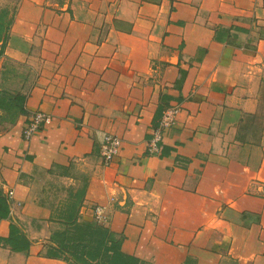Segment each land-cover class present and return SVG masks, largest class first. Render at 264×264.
I'll return each mask as SVG.
<instances>
[{
	"label": "crops",
	"instance_id": "obj_1",
	"mask_svg": "<svg viewBox=\"0 0 264 264\" xmlns=\"http://www.w3.org/2000/svg\"><path fill=\"white\" fill-rule=\"evenodd\" d=\"M2 7L15 18L0 68L38 76L28 112L0 129V186L33 242L12 250L0 218V264H71L43 255L52 221H95L97 205L123 251L152 264H264V0ZM163 94L176 121L148 154ZM37 111L52 121L25 139ZM104 133L122 138L110 165Z\"/></svg>",
	"mask_w": 264,
	"mask_h": 264
},
{
	"label": "trees",
	"instance_id": "obj_2",
	"mask_svg": "<svg viewBox=\"0 0 264 264\" xmlns=\"http://www.w3.org/2000/svg\"><path fill=\"white\" fill-rule=\"evenodd\" d=\"M15 15L8 7L0 8V59L5 55L11 25ZM6 70V66H3ZM182 72L180 81L184 79ZM171 96L162 95L154 118V126L159 122L169 107ZM24 93L0 91V108L5 112L3 121L12 125L21 114L28 111L25 108ZM0 218L10 221V232L5 239L12 250L29 253L32 240L13 218L11 199L0 186ZM60 226L51 229L49 241L43 255L50 258L63 259L71 264H152L135 255L125 253L122 249L124 236L118 235L110 228L96 221L80 220L77 212H72L67 221L54 222ZM52 223V224H53Z\"/></svg>",
	"mask_w": 264,
	"mask_h": 264
},
{
	"label": "built area",
	"instance_id": "obj_3",
	"mask_svg": "<svg viewBox=\"0 0 264 264\" xmlns=\"http://www.w3.org/2000/svg\"><path fill=\"white\" fill-rule=\"evenodd\" d=\"M178 113V108H171L164 112L159 126L157 127L156 140L150 145L148 154H157L161 151V138L163 130L171 127ZM52 116L44 111H37L31 114L30 122L23 130L25 139H30L33 134L42 126L50 123ZM122 146V138L113 133H104L100 147L101 156L105 165H110L118 156ZM10 192L9 194H11ZM94 220L99 224H106L110 220V215L105 205H97L93 210Z\"/></svg>",
	"mask_w": 264,
	"mask_h": 264
},
{
	"label": "rangeland",
	"instance_id": "obj_4",
	"mask_svg": "<svg viewBox=\"0 0 264 264\" xmlns=\"http://www.w3.org/2000/svg\"><path fill=\"white\" fill-rule=\"evenodd\" d=\"M13 8V5L12 7ZM3 66L6 70L0 68V91H8L10 93H23L27 91L37 78V70L27 67V64H22L11 58H4L2 60ZM5 112L0 108V129L9 125L8 122L3 121L2 116ZM69 217L64 220L67 221ZM57 222V221H55ZM60 226L58 223H53L52 228Z\"/></svg>",
	"mask_w": 264,
	"mask_h": 264
}]
</instances>
